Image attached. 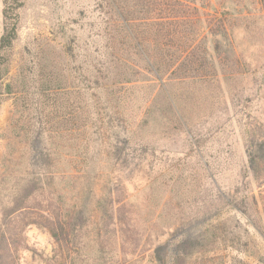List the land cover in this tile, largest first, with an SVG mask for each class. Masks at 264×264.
I'll use <instances>...</instances> for the list:
<instances>
[{"label":"rangeland","instance_id":"374dc122","mask_svg":"<svg viewBox=\"0 0 264 264\" xmlns=\"http://www.w3.org/2000/svg\"><path fill=\"white\" fill-rule=\"evenodd\" d=\"M98 3L22 0L16 38L4 53L0 67V210L32 175L28 166L30 143L39 127L43 126L42 143L47 149L53 152L56 146L63 147L60 155L67 157L63 150L68 142L50 137L49 122L56 120H52L51 89L42 95L38 88L61 80L60 89L69 109L76 114L84 110L86 76L96 62L93 46L99 24ZM229 9L234 10L232 13H250L246 20L232 18L231 40L218 39L222 53L232 41L229 56L240 60L237 66L227 63L218 86L195 84L173 95L176 115L182 122V118L187 121L184 133L172 128L169 115L155 111L145 114V123L137 128L135 138L145 149L144 162L136 168L121 166L120 170L140 243L134 252L128 247L125 256H117L115 264H155L151 244L169 240L177 229L176 239L198 235L204 245L197 246L184 264H264L262 204L258 188L250 176L241 172L247 134L252 126L264 122V0H234ZM204 12L196 26L207 34L214 26V16L222 11L214 2L213 8ZM248 21L252 24L247 26ZM2 31L0 0V36ZM215 40L209 35L205 38L212 56ZM246 69L248 74L241 75ZM186 134L199 141L193 150L186 143ZM49 176L48 170L43 179L50 192L61 194L67 205L78 201L87 205L89 223L79 250L81 258L76 257L74 264H100L93 247L99 215L92 208V198L87 200L78 184L66 185L67 174L58 175L61 181L48 180ZM93 182L95 193L101 194L106 180ZM59 186L64 190L56 189ZM215 195L228 206L213 217L199 220V212ZM191 218L197 221L183 228L184 221ZM25 237L29 249L20 252L19 264H47L54 247L49 234L29 226Z\"/></svg>","mask_w":264,"mask_h":264},{"label":"trees","instance_id":"16d2710c","mask_svg":"<svg viewBox=\"0 0 264 264\" xmlns=\"http://www.w3.org/2000/svg\"><path fill=\"white\" fill-rule=\"evenodd\" d=\"M214 2L222 12L214 16V26L203 34L196 24L202 21L205 9L213 8ZM233 2L99 0V24L93 46L96 62L86 76L84 110L76 114L69 109L60 89L61 80L52 86L48 82L38 88L42 95H47V90L51 89L52 120H56L49 122L50 137L54 135L68 142L63 150L67 157L60 155L63 147L59 150L56 146L53 153L42 143L43 126L34 132L28 163L32 175L0 210V264H19L20 252L29 249L25 237L29 226L45 230L53 241L47 264H74L76 257L81 258L83 236L90 218L86 214V202L67 205L61 194L50 192L43 179L48 170V180L61 181L58 175L67 174L66 185L78 184L87 194V200L92 198V208L99 215L93 247L100 264H115L116 257L125 256L128 247H132L133 252L138 248L139 232L128 206L120 168H136L144 162L145 149L135 135L137 128L145 123V114L155 111L162 116L169 115L172 128L184 133L183 125H187V121L182 118V122L176 115L173 95L182 92L185 86L210 83L218 86L219 76L223 75L227 63L231 61L230 67H236L240 62L237 57L231 60L229 56L232 41L231 44L227 42L223 53V46L218 42L219 38L231 40L232 18L246 20L250 15L237 10L232 13L234 10L229 7ZM21 5L22 0H2L0 67L4 53L16 38ZM251 24L247 22V26ZM207 35L217 39L213 41L214 56L207 51ZM242 65L246 67L245 63ZM245 74H248L247 69L246 73H241ZM187 135L186 143L193 150L199 141ZM244 147L246 160L241 172L250 176L258 188L264 217V122L252 126ZM95 180L107 182L101 194L94 191ZM56 189L62 191L64 187ZM226 206L228 202L215 195L199 212L198 219L213 217ZM196 221L195 218L185 220L183 228ZM223 224L222 230L226 232ZM178 231L174 230L170 239L163 243L151 244L150 253L155 264H184L192 251L203 245L198 235L176 239ZM225 235L227 232L222 237Z\"/></svg>","mask_w":264,"mask_h":264},{"label":"water","instance_id":"95a60500","mask_svg":"<svg viewBox=\"0 0 264 264\" xmlns=\"http://www.w3.org/2000/svg\"><path fill=\"white\" fill-rule=\"evenodd\" d=\"M215 214H217V213H215Z\"/></svg>","mask_w":264,"mask_h":264}]
</instances>
